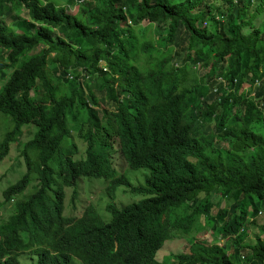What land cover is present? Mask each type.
<instances>
[{
  "label": "trees",
  "instance_id": "trees-1",
  "mask_svg": "<svg viewBox=\"0 0 264 264\" xmlns=\"http://www.w3.org/2000/svg\"><path fill=\"white\" fill-rule=\"evenodd\" d=\"M117 2L98 0L100 18L117 15L121 11ZM74 5L77 13L71 14L68 7ZM92 5L93 0H0V123L6 127L0 160L10 153L24 123L43 122L37 100L46 86L28 80L23 66H42L48 60L46 50H33L41 42L51 50L61 47L64 41L54 30L66 33ZM137 6L140 10L132 18L147 14L157 29L164 30L167 52L182 42L184 57L181 67L171 62L158 68L144 87L121 82L131 94L128 102L111 87L97 85L116 105V132L136 146L122 149L121 154L128 171L141 173L143 182L136 184L117 174L106 161L102 175L111 186L127 185L160 201L155 208L144 204L148 197L132 202L109 221L88 205L75 222L86 233L92 263L237 264L245 251V264H264V238L258 234L248 245L240 235L250 223L246 208L255 213L264 207V133L258 129L264 127V14L257 26L250 21L251 11L255 16L264 13V0H142ZM198 21L206 24L198 27ZM247 26L250 30L244 32ZM90 45L88 40L86 50L78 51L74 66ZM197 61L207 76L201 81L198 75L191 88L186 82L191 84L190 64ZM85 87L93 92L89 83ZM43 101L54 106L59 98L47 96ZM64 186L71 184L49 185L34 201L20 196L22 180L2 191L0 207L13 201L0 217V264H21L18 256L26 250L33 259L30 264H65L70 257L63 250H81L72 219L56 222L45 216L62 214ZM81 191L80 186L71 190L76 197ZM213 195L230 202L229 207L211 211ZM107 209L112 214L111 204ZM111 222L128 234V250L115 247ZM192 229L197 234L189 238L187 253L172 254L171 263L155 258L165 239ZM210 229L228 236L225 241L230 242L198 238ZM259 229L264 231V224Z\"/></svg>",
  "mask_w": 264,
  "mask_h": 264
},
{
  "label": "clouds",
  "instance_id": "clouds-1",
  "mask_svg": "<svg viewBox=\"0 0 264 264\" xmlns=\"http://www.w3.org/2000/svg\"><path fill=\"white\" fill-rule=\"evenodd\" d=\"M141 1L137 0L134 3L130 0H118L116 7H121V11L103 20L96 8L98 0H93L89 13L80 22L75 23L70 30L66 33H58L57 29L54 30L64 41L61 47L51 50L41 42L37 49L33 50V52L38 49L46 50L43 54L47 55L48 60H45L42 66L35 63L23 66L28 80L35 83L41 82L46 86V90L40 89L41 94L37 100L43 111V122L39 126L34 122L24 123L17 142L11 144L19 151L23 169L19 177L5 188L22 180L23 190L20 196L22 198L27 196L34 201L41 190L49 185L71 184V186H64L62 214L45 215L50 221L62 222L70 218L74 223L81 250L79 252L63 250L70 257L65 264H93L92 254L86 243V233L75 222L83 215L88 205L94 206L101 217L108 213L109 218L102 217V219L109 221L111 216L112 219L115 218L127 204L132 202L148 197L144 204L155 208L160 201L158 197L152 198L149 197L150 195L135 193L127 185L111 186L109 180L102 175V165L106 161L117 174H124L136 184L143 182L141 173L128 171V164L121 154L122 149L136 146L133 141L123 135L119 136L116 132L118 128L114 115L117 113L116 105L113 100L108 99L105 91L97 89V85L111 87L117 92L120 100L128 102L131 94L120 85L121 82L130 81L144 87L146 82L153 81L158 68H164L171 62L177 67L182 66L184 43L174 44L171 51L167 52L164 30L157 29L155 22L145 13L136 20L132 18V14L140 10L137 3ZM75 6L78 9V5L68 7L71 14L77 13V11L72 13L69 10ZM198 23V27L206 24V22H200V25ZM88 40L91 41L89 52L77 66H74L78 51L86 50ZM199 65L202 66V63L198 61L190 64L193 72L192 81L191 84L188 82L186 84L191 88L197 84L198 73L195 67ZM129 77L130 79H127ZM71 82H75V85H71ZM85 83L90 84L93 92L85 87ZM58 89H62L63 92L60 94ZM30 91L33 94V87ZM91 95H95L96 99L93 100ZM47 96H55L59 98V101L54 106H46L43 98ZM104 109L107 110L106 114L102 112ZM24 127H28L31 131L27 137L23 133ZM8 155L9 152L6 158ZM89 179H97L105 183L96 198H90L87 193L86 181ZM76 186L82 188L80 197L72 195L71 190ZM68 192L71 193L69 202H67ZM103 194L106 195V199ZM130 196H138V199L129 201ZM87 199L94 201V204L91 202L85 204ZM77 202L82 204V213L78 216L71 213L77 208ZM109 204L113 207L112 214L107 209ZM262 210L264 207H259L254 213L253 208H246V222L250 221V223L241 228V236L246 238L247 233L251 234L248 229ZM40 221L44 220L40 218ZM111 225L115 224L111 222ZM112 230L115 247L128 250L131 246L128 234L117 225L115 228L112 227ZM196 232L192 230V233ZM211 233L223 237L220 233H213L212 230ZM263 233L264 231L260 234ZM191 236L187 239L188 243ZM174 237L179 239L182 236ZM226 237L224 236L223 240ZM213 238L214 236L212 240ZM167 239L163 241L156 253L163 249ZM156 253L155 258L158 261L168 262L170 260V263L173 261L172 254H176L169 253L159 260ZM21 254H29V250ZM21 254L18 257H21ZM245 256L246 252L243 251L237 264H245Z\"/></svg>",
  "mask_w": 264,
  "mask_h": 264
},
{
  "label": "rangeland",
  "instance_id": "rangeland-1",
  "mask_svg": "<svg viewBox=\"0 0 264 264\" xmlns=\"http://www.w3.org/2000/svg\"><path fill=\"white\" fill-rule=\"evenodd\" d=\"M212 2V0H209ZM72 13H75L77 11V6L70 8L69 9ZM251 8H249V12H250ZM263 12L260 11L258 13V16L253 15V12H250V21L254 22L253 25L257 26V23L259 21H261L262 17H263ZM22 15L26 16L25 11H22ZM249 16V17H250ZM201 23L199 22L198 25H200ZM213 27H210V29H212ZM213 30V29H212ZM250 30V28L247 26L245 27L244 32H248ZM189 57H187L188 59ZM199 78L202 79L206 78L207 75H205L203 72V67L201 65L196 66L195 67ZM249 87V84H246V88ZM197 103V102H196ZM112 110V107H111ZM5 122H1L0 123V140L2 139L4 132H5ZM259 131H262V133H264V127L262 125H260L258 127ZM23 133L24 135L27 137L31 134V131L29 130L28 127H24L23 128ZM69 142H71V139H69ZM15 147L12 145L11 149H10V153L8 155V157L6 158V156L2 159V161H0V200H2V195H1V191L11 183V181L16 180L19 177L20 172L23 169V165H22V161H21V157L19 155V151L14 149ZM105 183L101 180H97V179H89L86 181V189H87V193L89 195L90 198H96L97 195H99L98 193L104 188ZM120 189V188H119ZM103 196L105 197V199L107 198L105 194H103ZM71 198V193L68 192L67 193V202L70 201ZM138 196H130L129 197V201H134L137 200ZM213 201V206L211 208V211H214L218 208H228L229 207V203L227 200L225 199H221L218 196H212ZM13 201V200H12ZM7 202L4 203V205H2L0 207V217H5V214L7 213V208L9 209V207L11 206L10 203L12 202ZM94 204V201L92 202L91 200H88L85 202V204L90 203ZM217 203L219 205H217ZM76 209L71 211V213H73L74 215L78 216L82 213V204L78 203L76 204ZM261 210V209H260ZM102 217L104 219H108L109 218V214H103ZM255 223L250 225V228L248 229V231L251 233H247V237L245 238V242L248 245H252L255 242V237L256 235L260 234L261 232H263L262 230H259V226L264 224V210H262V212L260 214H258L255 217ZM209 229V228H207ZM193 230V229H192ZM192 230L186 234H184L181 238L176 239L175 237H173L171 240L167 239V241L164 243L163 245V249L160 250L158 253H156V257L159 260H162L167 254L169 253H183V252H188L189 251V243H188V237L191 236ZM253 233V234H252ZM197 234V232H196ZM262 238H264V233L260 234ZM212 236H214L213 240H212ZM199 239H205L208 243L213 242H220L221 244H224V242H226L227 244L230 242V238H228V241L223 240V237L221 236H215L214 234L211 233V229L207 230L206 233H204L203 236L198 235ZM245 252V251H244ZM20 259V263L21 264H30L29 261H31L32 259L30 258L29 254H21V257H19Z\"/></svg>",
  "mask_w": 264,
  "mask_h": 264
}]
</instances>
